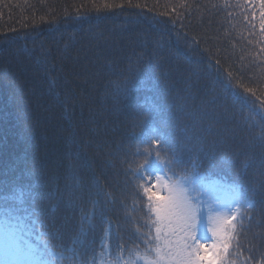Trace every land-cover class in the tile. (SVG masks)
Here are the masks:
<instances>
[{
    "label": "trees",
    "instance_id": "trees-1",
    "mask_svg": "<svg viewBox=\"0 0 264 264\" xmlns=\"http://www.w3.org/2000/svg\"><path fill=\"white\" fill-rule=\"evenodd\" d=\"M262 4L0 0V205L25 212L32 235L42 220L49 251L71 242L84 216L94 228L108 214L87 209L95 194L119 198L160 136L168 151L153 163L182 161L201 219L203 199L263 196ZM245 213L222 264H263L264 209ZM65 251L45 259L67 264Z\"/></svg>",
    "mask_w": 264,
    "mask_h": 264
},
{
    "label": "snow or ice",
    "instance_id": "snow-or-ice-1",
    "mask_svg": "<svg viewBox=\"0 0 264 264\" xmlns=\"http://www.w3.org/2000/svg\"><path fill=\"white\" fill-rule=\"evenodd\" d=\"M261 6L264 8V4ZM117 90L127 95L138 89L134 85L132 88L123 86ZM159 141H163L165 147H160ZM145 143L151 145L153 140L149 138ZM166 151H168L167 139L160 136L157 139V147L142 154L145 162L135 173L136 179L143 181L140 184L142 198L146 200L148 210L158 225L155 227L156 238L162 245L155 250L156 260L148 261V264H201L206 260L208 264H221L219 253L220 251L227 253L229 248V236L225 226L231 225L236 215L233 214L222 221L219 217L215 218V227L210 228L209 231L216 239L209 244L207 236L200 234L202 209L198 197L193 195L198 191L195 181L190 176L177 177L174 171V167L182 161L173 154V157L168 162L161 163L159 168L153 163V161L159 162V154ZM193 169L195 173L197 171L195 165ZM170 171L173 172L172 176L167 175ZM37 195L42 197L45 194L37 193ZM20 198H23V193L20 194ZM92 203L94 207H98V201ZM247 206L250 207L251 203L249 202ZM235 212H239V208H236ZM212 220L213 218L209 216V221ZM32 223L38 225L35 230L36 241L24 242L15 224L0 220V234L4 237V255L7 257L4 264H51L45 256L46 254L55 256L56 253L49 252L48 245L43 240L49 233L39 231L47 225L42 220H33ZM198 235H201L204 242L198 239Z\"/></svg>",
    "mask_w": 264,
    "mask_h": 264
},
{
    "label": "rangeland",
    "instance_id": "rangeland-1",
    "mask_svg": "<svg viewBox=\"0 0 264 264\" xmlns=\"http://www.w3.org/2000/svg\"><path fill=\"white\" fill-rule=\"evenodd\" d=\"M221 201L224 203L223 208L219 209L216 212H209L210 214L213 215L212 216L213 225H215V218L219 217L220 220L222 221V220L226 219L227 217H229L230 216L229 213H231L233 211L232 209L228 210V208H227L228 205H234L235 204L232 198H229V196L227 194H225V196L223 197V199H221ZM145 202H146V200H145ZM140 213L141 214L139 217H141L143 219H148L149 221L150 220L155 221L154 216L148 210L147 202H146V205L143 206V209L141 210ZM151 215L153 218L150 217ZM138 222L143 223L140 219ZM203 223L204 222H202L201 226H200V234L207 236V242L209 244H211L214 242V240L216 238L212 235V232L209 231V229L214 228L215 226H208L205 224L203 225ZM128 225H134V224L129 222ZM157 226L158 225L155 222V224L150 223V225H148V226L139 225V226L121 227L123 230L124 239L128 242V245L130 243L132 245H134L135 243H137L139 245L141 244L139 246V247H141L140 253L137 250L138 247L135 249V253L137 255L138 260H139V256H142L143 261H145L146 263L148 262L149 259L152 260V256L150 253V252H152L151 247L154 246L158 242V240L156 238V232H155V227H157ZM99 230H101V229H99ZM101 232H102V230H101ZM111 234L112 233H111L110 228L105 229V232H104L105 238L109 237ZM201 235H198V239H201ZM201 242H204V240L201 239ZM1 244H3V236L0 235V263L3 260L7 259V257L3 253L4 247H2L3 245H1ZM1 257H2V259H1ZM152 261H154V260H152ZM207 263H208L207 260L201 262V264H207ZM102 264H106V263L102 262Z\"/></svg>",
    "mask_w": 264,
    "mask_h": 264
}]
</instances>
